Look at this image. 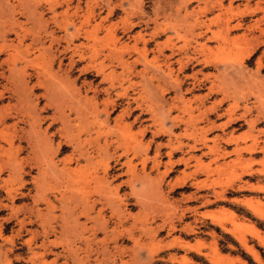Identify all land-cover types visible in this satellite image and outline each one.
<instances>
[{"label": "rangeland", "instance_id": "obj_1", "mask_svg": "<svg viewBox=\"0 0 264 264\" xmlns=\"http://www.w3.org/2000/svg\"><path fill=\"white\" fill-rule=\"evenodd\" d=\"M263 19L264 0H0V264H55L56 247L264 264Z\"/></svg>", "mask_w": 264, "mask_h": 264}, {"label": "bare ground", "instance_id": "obj_2", "mask_svg": "<svg viewBox=\"0 0 264 264\" xmlns=\"http://www.w3.org/2000/svg\"><path fill=\"white\" fill-rule=\"evenodd\" d=\"M60 1V0H59ZM65 1V0H64ZM21 2V1H20ZM26 2V1H25ZM22 3V2H21ZM71 3V2H70ZM48 4H49V2H48ZM68 4H69V2H68ZM21 5V4H20ZM7 6V5H6ZM44 6V5H43ZM69 6V5H68ZM1 7H2V5H1ZM8 7V6H7ZM11 7H13V6H11ZM22 7V6H21ZM33 7V6H32ZM35 7V6H34ZM56 7V6H55ZM25 8H27V7H25ZM78 8V7H77ZM20 9H22V8H20ZM24 9V8H23ZM25 10V9H24ZM51 10V9H50ZM34 11H36V10H34ZM69 11V10H68ZM10 12H12V11H10ZM74 12V11H73ZM37 13V12H36ZM28 14H31L29 11H28ZM62 14V13H61ZM37 15H38V13H37ZM63 15V14H62ZM2 16H3V14H2ZM29 16V15H28ZM58 17V16H57ZM51 18V17H50ZM67 18V17H66ZM65 19V18H64ZM68 19V18H67ZM73 19V18H72ZM41 20V19H40ZM51 20V19H50ZM264 20V19H263ZM70 21V20H69ZM14 22V21H13ZM42 22V21H41ZM50 22V21H49ZM52 22V21H51ZM55 23V22H54ZM58 23V22H57ZM66 23H67V21H66ZM69 24V23H68ZM197 24V23H196ZM21 25V24H20ZM47 25H48V23H47ZM60 25V24H59ZM67 25V24H66ZM17 26V25H16ZM34 26V25H33ZM57 26V25H56ZM19 27V26H18ZM66 27V26H65ZM3 28V27H2ZM12 28V27H11ZM43 28H44V26H43ZM33 29V28H32ZM58 29V28H57ZM60 29H61V27H60ZM65 29V28H64ZM75 29V28H74ZM1 30V29H0ZM38 30V29H37ZM46 30V29H45ZM44 30V31H45ZM52 30H54V29H52ZM25 31V30H24ZM77 30H75L74 32H76ZM46 32V31H45ZM44 32V33H45ZM54 32V31H53ZM111 32V31H110ZM1 33V32H0ZM51 32H48L47 31V34H50ZM65 33H67V32H64V35H66ZM53 34V33H52ZM51 34V35H52ZM2 35H5V34H2ZM63 35V36H64ZM78 35H79V33H78ZM21 36V35H20ZM77 36V35H76ZM31 37V36H30ZM66 37V36H65ZM61 38V37H60ZM52 39V38H51ZM55 39V38H54ZM58 39V38H57ZM68 39V38H67ZM56 40V39H55ZM69 40V39H68ZM33 41V40H32ZM34 42V41H33ZM36 42V41H35ZM40 42V41H39ZM15 43V42H14ZM8 46H12V45H8ZM20 46V45H19ZM69 47V46H68ZM5 48V47H4ZM45 49V48H44ZM48 49V48H47ZM201 49V48H200ZM13 50V49H12ZM159 50V49H158ZM2 51V50H1ZM201 51V50H200ZM13 52H14V50H13ZM163 52V51H162ZM187 52V51H186ZM24 53V52H23ZM159 53V52H158ZM264 53V52H263ZM199 54V53H198ZM146 55V54H145ZM202 55V54H201ZM196 57H197V55H195ZM55 57V56H54ZM189 57V56H188ZM192 57H194V56H192ZM82 58V57H81ZM155 58V57H154ZM146 59V58H145ZM167 59V58H166ZM194 59V58H193ZM22 60V59H21ZM32 60V59H31ZM199 60V59H198ZM3 61V60H2ZM1 61V62H2ZM17 61V60H16ZM23 61V60H22ZM121 61H123V59L122 60H118V62H120L121 63ZM125 61V60H124ZM151 61V60H150ZM168 61V60H167ZM170 61V60H169ZM168 61V62H169ZM130 62H132V61H130ZM145 62V61H144ZM153 62V61H152ZM183 62V61H182ZM196 62V61H195ZM5 63V62H4ZM9 63V62H8ZM7 63V64H8ZM127 63V62H126ZM179 63V62H178ZM118 64V63H117ZM129 64V63H128ZM133 64V63H132ZM186 64V63H185ZM184 64V65H185ZM9 65V64H8ZM119 65V64H118ZM129 65H131V63L129 64ZM182 66V65H181ZM13 67V66H12ZM183 67V66H182ZM181 67V68H182ZM27 68V67H26ZM157 68V67H156ZM163 68V67H162ZM169 68H171V67H169ZM12 69V68H11ZM14 69V68H13ZM98 69V68H97ZM150 69V68H149ZM152 69V68H151ZM158 69V68H157ZM167 69V68H166ZM10 70V69H9ZM8 70V71H9ZM145 70H146V68H145ZM156 70V69H155ZM170 70V69H169ZM10 71H12V70H10ZM96 71V70H95ZM42 72V71H41ZM150 72H151V70H150ZM157 72V71H156ZM166 72V71H165ZM30 73V72H29ZM120 73V72H119ZM140 73H142V72H140ZM146 73V72H145ZM168 73V72H167ZM2 74V73H1ZM18 74V73H17ZM139 74V73H138ZM144 74V73H143ZM148 74V73H147ZM159 74V72L157 73V75ZM163 74V73H162ZM5 75V74H4ZM8 75V74H7ZM23 75V74H22ZM66 75V74H65ZM145 75V74H144ZM160 75V74H159ZM173 75V74H172ZM1 76V75H0ZM16 76V75H15ZM19 76H21V75H19ZM18 76V77H19ZM112 76V75H111ZM152 76H154V77H156L155 75H151V78H153ZM163 77H164V75H162ZM167 76V75H166ZM165 76V77H166ZM4 77V76H3ZM13 76H11V78H12ZM22 77V76H21ZM108 77V76H107ZM168 77V76H167ZM44 78V77H43ZM13 79V78H12ZM169 79V78H168ZM13 81V80H12ZM11 81V82H12ZM50 81V80H49ZM152 81V80H151ZM163 81V80H162ZM166 81V80H165ZM164 81V82H165ZM24 82V81H23ZM51 82V81H50ZM50 82H48V83H50ZM160 82V81H159ZM158 82V83H159ZM175 82V81H174ZM44 83V82H43ZM177 83V82H176ZM15 84V83H14ZM46 83H44V85H45ZM53 84V83H52ZM165 84V83H164ZM180 84H181V82H180ZM120 85V84H119ZM167 85V84H166ZM176 85V84H175ZM46 87L48 86V85H45ZM169 86V85H168ZM48 87H50V86H48ZM114 87V86H113ZM127 87V86H126ZM178 87V86H177ZM15 88V87H14ZM45 88V87H44ZM108 88V87H107ZM112 88V87H111ZM152 88H154V87H152ZM164 88V87H163ZM20 90V89H19ZM50 90V89H49ZM104 90V89H103ZM124 90V89H123ZM161 90V89H160ZM178 90V89H177ZM46 91H48L47 89H45V92ZM110 91V90H109ZM108 91V92H109ZM147 91V90H146ZM179 91V90H178ZM3 92V91H2ZM29 92V91H28ZM160 92H162V90L160 91ZM92 93H94V92H92ZM4 94V93H3ZM2 94V95H3ZM17 94V93H16ZM53 94H55L54 92H53ZM95 94V93H94ZM179 94V93H178ZM45 95V94H44ZM121 95V94H120ZM124 95H126L125 93H124ZM46 96H48L50 99L52 98V95L51 96H49V95H46ZM53 96H55V95H53ZM79 96V95H78ZM93 96V95H92ZM92 96H91V100H92ZM148 96V95H147ZM17 97V96H16ZM28 97V96H27ZM48 97H46V98H48ZM56 97V96H55ZM86 97V96H85ZM117 97H118V95H117ZM158 97V96H157ZM156 97V98H157ZM3 98V97H2ZM57 98V97H56ZM50 99H48V100H50ZM54 99V98H53ZM52 99V100H53ZM82 99V98H81ZM80 98H79V100H81ZM111 99V98H110ZM110 99H108V100H110ZM153 99V98H152ZM158 99V98H157ZM44 100V99H43ZM46 100V99H45ZM51 100V101H52ZM55 100V99H54ZM59 100V102H61L60 101V99H57V101ZM87 100V99H86ZM86 100H84V101H86ZM94 100V99H93ZM92 100V101H93ZM155 100V99H154ZM77 101V100H76ZM96 101V100H95ZM157 101V100H156ZM22 102V101H21ZM94 102V101H93ZM103 102H105V101H103ZM80 103V102H79ZM83 103V102H82ZM81 103V105H83ZM86 103V102H85ZM113 103V102H112ZM62 104V103H61ZM65 104H67V103H65ZM77 104V103H76ZM92 104V103H91ZM95 104V105H94ZM101 104V103H100ZM175 104V103H174ZM36 105V104H35ZM45 105H46V103H45ZM81 105H79L80 107H82ZM93 105L94 106H96L97 107V105H96V102H94L93 103ZM108 105V104H107ZM110 105V104H109ZM111 105H114V104H111ZM3 106V105H2ZM19 106V105H18ZM47 106V105H46ZM59 107H60V105H58ZM78 106V105H77ZM86 106H89L90 107V105H88V104H86L85 105V109H86ZM94 106H92V107H94ZM181 106V105H180ZM0 107H1V105H0ZM108 107H110V106H108ZM20 108V107H19ZM83 108V109H84ZM102 108V107H101ZM100 108V109H101ZM5 109H6V107H5ZM21 109V108H20ZM43 109V108H42ZM60 109V108H59ZM62 109V108H61ZM76 109H78V108H76ZM87 109H88V107H87ZM86 109V110H87ZM91 109V107L88 109V110H90ZM104 109V108H103ZM106 109V108H105ZM8 110V109H7ZM71 110V109H70ZM80 110H82L81 108H80ZM79 110V111H80ZM85 110V111H86ZM87 110V111H88ZM92 110V109H91ZM96 109H93V111H95ZM98 110V109H97ZM16 111V110H15ZM84 111V110H83ZM82 111V113H80V114H83V115H86L84 112ZM4 112H6V111H4ZM64 112V111H63ZM88 112H90V111H88ZM97 112V111H96ZM121 113V112H120ZM123 113H124V111H123ZM1 114V113H0ZM7 113H5L4 115H6ZM40 114V113H39ZM39 114H38V116H39ZM54 114V113H53ZM80 114H78V115H80ZM89 115L91 114V113H88ZM104 114H107V113H105L104 112ZM8 115H10V114H8ZM52 115V114H51ZM65 115V114H64ZM63 114H62V116H64ZM126 115V114H125ZM7 116V115H6ZM31 116V115H30ZM37 116V117H38ZM43 116V115H42ZM56 116V115H55ZM96 116V115H95ZM108 116V115H107ZM122 116V113L120 114V117ZM13 117V116H12ZM35 117V116H34ZM65 117H66V115H65ZM2 118H3V116H2ZM18 118V117H17ZM31 118V117H30ZM40 118V117H39ZM48 118V117H47ZM52 118V117H51ZM60 118V117H59ZM58 118V119H59ZM87 118V117H86ZM105 118H107V117H105ZM119 117H117V119H118ZM21 119V118H20ZM34 118L32 117V119H31V121L33 120ZM54 119H56V118H54ZM53 119V120H54ZM2 120V119H1ZM4 120V119H3ZM34 120H36V119H34ZM33 120V121H34ZM40 120H42V119H40ZM91 120V119H90ZM103 120V119H102ZM5 121H6V119H5ZM29 121H30V119H29ZM29 121H27L28 122V124L30 123ZM56 121V120H55ZM119 121H121V119H119ZM35 122V121H34ZM40 122V121H39ZM15 123H17V122H15ZM60 123H62V121L60 122ZM104 123V122H103ZM115 123V122H114ZM38 124H40V123H38ZM48 124V123H47ZM30 125H31V123H30ZM30 125H29V130H32L31 129V127H30ZM115 125V124H114ZM36 126V125H35ZM9 127V126H8ZM7 127V128H8ZM60 127V126H59ZM119 127V126H118ZM123 127V126H122ZM51 129V128H50ZM57 129H59V128H57ZM66 129V128H65ZM120 129V128H119ZM34 130V129H33ZM39 130V129H38ZM85 130V129H84ZM118 130V129H117ZM11 131V130H10ZM37 131V130H36ZM35 131V132H36ZM55 131V130H54ZM121 131V130H120ZM30 132H32V131H30ZM29 132V133H30ZM38 132V131H37ZM51 132V131H50ZM28 133V134H29ZM33 133V132H32ZM41 133H42V131H41ZM44 133H47V131L46 132H44ZM112 133V132H111ZM40 134V133H39ZM43 134V133H42ZM55 134H57V133H55ZM60 134V133H59ZM63 135V134H62ZM88 135V134H87ZM43 136H45L46 137V135L44 134ZM42 136V137H43ZM48 136V135H47ZM50 136V135H49ZM51 136H52V134H51ZM66 136V135H65ZM89 136V135H88ZM27 137H29V136H27ZM41 137V136H40ZM96 137V136H95ZM94 137V138H95ZM44 138V137H43ZM49 138V137H48ZM31 139V138H30ZM63 139V138H62ZM85 139V138H84ZM45 140V139H44ZM49 140H51V139H49ZM72 140V139H71ZM70 140V141H71ZM77 140V139H76ZM39 141V140H38ZM84 141H87V139L86 140H84ZM108 141V140H107ZM28 142V141H27ZM40 142V141H39ZM43 142V141H42ZM58 143V142H57ZM71 143V142H70ZM79 143V142H78ZM43 144L44 143H42V147H43ZM46 144V143H45ZM56 145H58V144H56ZM65 145V144H64ZM58 146H60V145H58ZM104 146V145H103ZM32 147V146H31ZM59 148V147H58ZM57 148V149H58ZM73 148H74V146H73ZM33 149H35V148H33ZM38 149H39V147H38ZM253 149L254 148H250L249 149V151H253ZM40 150H43V149H40ZM45 150H46V145H45ZM91 150H92V148H91ZM48 151V150H47ZM156 151V150H155ZM34 152V151H33ZM41 153V152H40ZM36 154V153H35ZM81 154V153H80ZM39 155H41V154H39ZM114 155V154H113ZM120 155V154H119ZM35 156V155H34ZM33 157V156H32ZM82 157V156H81ZM90 158V157H89ZM31 159V158H30ZM52 159V158H51ZM34 161V160H33ZM86 161V160H85ZM92 162V161H91ZM12 163V162H11ZM36 163V162H35ZM90 164V163H89ZM81 166V165H80ZM100 187V186H99ZM258 190H262V187H258L257 188ZM98 194V193H97ZM95 200V199H94ZM245 205H247V207H249L254 213H256V214H261L262 213V208H263V206L261 205V204H259V202H256V203H254V202H251V201H246L245 202ZM262 207V208H261ZM189 209H191V208H189ZM222 213V214H221ZM220 214L224 217V219H217L215 216H212V217H215L216 218V220L217 221H220V223H222V220L223 221H228V222H230V224H232L233 225V227H234V229L232 228V229H228V231L231 233V234H233V235H235L236 234V229H238L239 227H242L243 225H240L238 222H236L237 220H236V215H235V213L233 212V211H230L229 213L228 212H226L225 211V213H228V214H225V213H223V212H221ZM223 214H225V215H223ZM221 216V217H222ZM226 216V217H225ZM228 216V217H227ZM231 225V226H232ZM248 227V226H247ZM253 227V226H252ZM249 228H251V227H249ZM253 229H255V228H253ZM254 231H256V230H254ZM240 232V231H239ZM237 239H238V241L247 249V251L252 255V257L254 258V260L255 261H257V262H259L260 261V259H259V255H258V252L256 251V250H254L253 248H251V247H249L247 244H246V240L243 238V237H237ZM262 242H264V241H262ZM185 244V243H184ZM187 245V247L189 248V249H195V250H199L200 249V246L201 245H189V244H186ZM212 251V250H211ZM213 253L215 254V253H219L218 252V250H217V248H216V246H214L213 247ZM213 254V255H214ZM213 257V256H212ZM187 263V262H186Z\"/></svg>", "mask_w": 264, "mask_h": 264}, {"label": "crops", "instance_id": "obj_3", "mask_svg": "<svg viewBox=\"0 0 264 264\" xmlns=\"http://www.w3.org/2000/svg\"><path fill=\"white\" fill-rule=\"evenodd\" d=\"M254 1H256V0H254ZM242 3V2H241ZM260 15V13H258V14H256V16H254V18H256V17H258ZM251 20H253V18L251 19ZM246 23V22H245ZM248 23V22H247ZM243 24H244V22H243ZM260 26L262 27V29H264V22L262 23V24H260ZM260 27V28H261ZM250 35L252 36V35H258V32H257V30L255 31V32H253L252 34L250 33ZM260 39H261V41L264 43V34H261L260 35ZM261 46H263V44H261V45H257L255 48L256 49H259V47H261ZM255 49V50H256ZM262 51H264V49H262L261 50V52ZM259 54H257L256 56H255V58L258 56ZM200 68V67H199ZM198 68H196L195 70H197ZM192 70V69H191ZM194 70V71H195ZM191 72H193V71H191ZM190 72V73H191ZM202 72V71H201ZM185 73H188V72H185ZM202 73H204V72H202ZM258 73L262 76L261 78H263L264 79V65H262L261 66V68L258 70ZM217 99V97L215 96L210 102H212V101H214V100H216ZM209 102V103H210ZM206 105H204V104H202V106L201 107H205ZM212 114L210 113L209 115H208V117H210ZM233 123H236V121H234ZM240 124H242V123H240ZM171 180V179H170ZM15 227V226H14ZM25 229H28V228H25ZM30 229V228H29ZM25 233V232H24ZM26 234V233H25ZM51 252H54L55 254H56V257H55V264H72L71 263V259H67L66 257L64 258V257H61V255H60V252H61V248L60 247H56L55 248V250H51ZM170 253V252H169Z\"/></svg>", "mask_w": 264, "mask_h": 264}]
</instances>
